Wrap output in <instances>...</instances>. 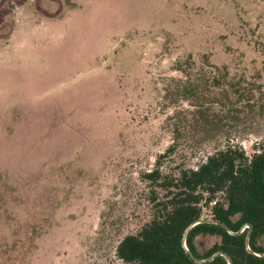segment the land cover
<instances>
[{"label":"rangeland","instance_id":"obj_1","mask_svg":"<svg viewBox=\"0 0 264 264\" xmlns=\"http://www.w3.org/2000/svg\"><path fill=\"white\" fill-rule=\"evenodd\" d=\"M188 55L264 80V0H0V264H124Z\"/></svg>","mask_w":264,"mask_h":264},{"label":"trees","instance_id":"obj_2","mask_svg":"<svg viewBox=\"0 0 264 264\" xmlns=\"http://www.w3.org/2000/svg\"><path fill=\"white\" fill-rule=\"evenodd\" d=\"M170 71L162 88L170 143L140 176L149 218L121 239L116 256L124 264H198L188 252H220L229 260L203 264H264V80L206 56L179 58ZM249 136L260 139L251 154L240 144ZM246 224L247 243V228L234 235L223 227L236 233ZM200 236L220 242L200 254Z\"/></svg>","mask_w":264,"mask_h":264},{"label":"water","instance_id":"obj_3","mask_svg":"<svg viewBox=\"0 0 264 264\" xmlns=\"http://www.w3.org/2000/svg\"><path fill=\"white\" fill-rule=\"evenodd\" d=\"M200 222H203V220L198 221L197 224L200 223ZM194 225H195V224H194ZM194 225H192V226H194ZM192 226H191V227H192ZM191 227H189L188 229H190ZM223 227H224L229 233L234 234V235H238V234L242 233L243 230H244L245 228H247V229H248V233H247V236H246V243L248 242V238H249V235H250V231H251V229H252V225H251V224H246V225H244L243 228H242V230H240V231H238V232H236V233H232V232H231L228 228H226L225 226H223ZM188 253H189L190 257L192 258V260H193L195 263H198V264H203V263L210 262V261H212V260H213L215 257H217V256H224L227 260H229L227 256H225L223 253H220V252L215 253V254H213L211 257L206 258V259H198V258H196L191 252H188ZM258 255L261 256V254H258ZM229 264H230V263H229Z\"/></svg>","mask_w":264,"mask_h":264}]
</instances>
